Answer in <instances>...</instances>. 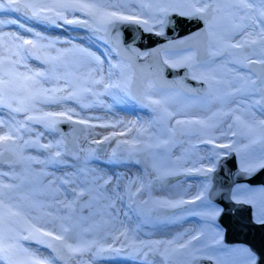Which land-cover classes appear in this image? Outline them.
<instances>
[{"label": "snow or ice", "instance_id": "1", "mask_svg": "<svg viewBox=\"0 0 264 264\" xmlns=\"http://www.w3.org/2000/svg\"><path fill=\"white\" fill-rule=\"evenodd\" d=\"M130 2L132 0H0V16L17 14L8 19L0 18V27L7 24L17 29L7 33L0 31V163H3L5 153L10 157L8 172L0 171V264H59L61 260L68 264L72 259L83 261L86 255L96 259L105 255L111 257L121 254L142 259L144 264H149L150 255H159L168 264H176L180 258L192 254L195 248L192 241L199 239V234L188 240L177 237L167 241H137L135 230L130 235L129 230L122 227L116 229L109 241L98 236L100 223L93 222L84 226L83 221L98 215L103 223H111L121 214L125 218L130 212L146 215L144 210L149 205L153 209L157 206L176 209L185 204H196L197 201L207 204V210L198 211L197 208H192L185 211L210 220H215L222 211L205 199L211 184L210 179L191 199L151 201L145 199L152 185V180L148 177L161 179L176 174L175 170L162 168L153 162L151 169H146L147 176H117L113 182L110 176L89 167L97 149L69 146L62 137L41 143L46 132L59 133L57 126L60 123L110 128V132L90 143L103 145L115 142L109 163H122L125 160L140 163L141 153L169 141H157L155 145L141 141L139 136L147 132L146 126L137 128L136 135L128 136L135 128L134 124L101 122L97 125L92 124L91 120H99V117H81L75 106L81 109L88 107L86 101L89 98H94L95 104L105 94L116 97L123 92L131 96V65L124 61L112 64L110 56L101 59V56L75 44L57 48L56 44L61 43L60 41L50 40L35 31L28 21L56 27L70 25L87 29L105 44L109 53L119 47L116 43L119 24H137L147 32L155 31L156 35H163V27L172 22L169 19L170 14L202 21L205 25L204 34L212 37L211 55H223L226 63L247 68V72L240 74L235 68L230 70L236 72V75L227 80L229 90L223 96L216 97L221 104L218 114L214 113L207 119L176 120L175 124L182 127L168 129L171 139V134L177 130L188 131L186 125H198L199 131L205 133L200 137V142L212 145L207 150V164H203L204 158H201V166L187 168L185 174L191 175L195 171L209 177L216 171L220 157L231 152L241 154L239 145L233 146L235 141L224 143L219 141V137L211 135V130L218 126L217 115L231 118L222 135L237 136L239 133L249 138L251 143H256L257 138L264 141V0H136L140 7L135 11L126 7ZM146 5L154 6L155 13L145 15L141 9ZM19 30L30 33L31 36L25 37ZM112 32L116 35L112 37L113 44L109 45V33ZM125 51L138 58L148 55L131 47ZM76 56L79 60L74 59ZM33 59L40 61L45 67L42 70L32 69L28 61ZM188 59L181 57L171 66H184ZM105 60L109 62L107 77L102 67ZM165 63L168 61L165 60ZM81 66L88 70L80 72ZM113 68L117 71L113 72ZM125 69L129 71L126 73ZM198 71L200 75L194 73L192 78L203 80L209 88L225 83L211 64ZM152 87L150 83L149 88ZM149 99L152 105L161 106L166 117L172 115L162 107L163 100L151 97ZM69 101L73 104L69 105ZM53 106L59 110H52ZM257 108L260 112L259 118L254 111ZM4 110H7L6 117ZM234 128L238 131H234ZM120 137L123 139H118ZM26 148L43 150L49 154L43 160L32 156L24 157L22 153ZM99 151L103 152L104 149ZM81 153L85 154L81 156ZM16 159L26 160L29 169L33 163L43 165L45 169L48 166L69 169L59 178L53 174L49 181V185H56L57 179L59 180L58 186L49 189L55 203H41L21 192L22 183L16 182L20 177L12 168ZM240 167L248 175L257 169H264V152L255 160L245 159L242 155ZM41 174L48 175L47 172ZM5 178L8 182H5ZM61 188L62 198L57 195ZM241 191L259 192L264 196V188L241 189L238 186L233 194L236 203H255L252 197L241 198L236 194ZM24 201L29 203L25 204ZM117 202L122 207H118ZM33 209L41 210L43 215L33 216ZM85 210L89 213L88 217L83 215ZM45 216L52 219L41 223ZM254 222L264 225V208L259 210ZM49 224L53 227L49 228ZM86 233H91L92 236L86 237ZM24 241L43 245L51 249V252L48 256H42L39 249L32 251L30 245L25 246ZM240 251L244 254L243 264H257L254 252L247 248Z\"/></svg>", "mask_w": 264, "mask_h": 264}, {"label": "bare ground", "instance_id": "2", "mask_svg": "<svg viewBox=\"0 0 264 264\" xmlns=\"http://www.w3.org/2000/svg\"><path fill=\"white\" fill-rule=\"evenodd\" d=\"M137 3L138 2L136 1L131 3L133 10H136ZM15 15L17 14H7L0 16V18L8 19L11 18V16ZM27 23L29 25H32L35 31L40 32L48 39L60 41L61 43L56 44L57 48H66L72 44H75L77 47L87 48L88 51L93 52L97 56H101V59H104V56H110L116 61L113 53H109L108 50H106V48L102 46V41L96 39L93 33L89 32L87 29L82 30L84 28H78L70 25L56 27L55 25L36 24L33 21H28ZM0 31L7 33L17 31V29L15 28V26L5 24L4 26L0 27ZM19 31L25 37L31 36L30 33H24L23 30ZM172 51H174L173 54L167 55V61L169 64L174 63L181 57H188L189 59L186 61V63L191 64L192 51H195L196 53V50L194 48H186ZM74 59L79 60V57L76 56L74 57ZM193 63L196 64L192 67V70L195 72V74H200V71H198V69L202 70L205 65L211 64L218 70L220 78L223 79L225 83L219 84V86L221 85V88H216L213 91L209 90L210 92L206 91V93L201 96H195L185 92L182 93L176 90L175 88H161V90L159 89L160 93L154 92L153 94H151V98L163 100L164 108L167 109V112L172 114L170 117L171 120H173L174 122L176 120L190 121L196 118L207 119L208 117L213 116L214 113L218 114L220 112L221 104L219 100L216 99V97L223 96L224 93L229 90L227 80L230 78H234L236 75V72L230 70L235 68L239 71L240 74L247 72L244 68H240L238 65L226 63L225 56L223 55H218L215 57L212 56L211 60H205L202 62L198 60L193 62L192 60V64ZM28 64L29 67L35 70H42L45 67L40 63V61L34 59L29 60ZM89 67H91V65H89ZM102 67L104 69V75L105 77H107L109 62L105 60V63ZM186 67L188 68V66ZM87 70L88 69L83 66L79 67L80 72H85ZM113 72H116L115 68H113ZM190 72L191 69L190 71L188 69V73ZM197 80L202 81L201 79ZM224 85L226 87H223ZM164 89H173L177 93V96L174 97L173 100H168V102H166V98H163V94L165 93ZM93 99L94 98H89L86 101L89 106L83 109H81L79 106H75V110L79 112V115L81 117H99V120L92 119V124L99 125L101 122H123L124 124H134L135 128H133L132 131L127 134L128 136L136 135L137 128L146 126L147 132L139 136V139L141 141L152 145H155L157 141H168L165 138V128H162L163 122L161 124L160 120H158L157 118V114L149 110L139 109L137 105L130 98L126 97L123 93H118L116 97H112L107 94L102 95L99 97L98 103L95 104L93 103ZM68 103L69 105L73 104V102L71 101H69ZM188 106L190 107V110L187 111L185 115L183 113L185 111H182V108H186L187 110ZM52 110L59 109L56 106H53ZM254 111H256L257 117L259 118V108L254 109ZM4 116H7V110H4ZM230 122L231 118L229 117H226L224 120L219 119L217 121V132L215 133V135H211L219 137V141L224 143H229L232 137L239 136V147L245 146V144H247V140L246 136L244 135H240L239 133L237 136L222 135V132L227 130V125ZM193 125L195 124L190 125V127H192ZM196 127L199 126L196 125ZM111 130L112 129L110 128H103L99 126L86 127V131L78 135V137L76 138V147H81L85 149H87L88 147H92L97 149V151L94 153L95 158H93L89 162V167L92 168L94 171L110 176L113 182H115L117 176H147L146 169L150 170L152 163L156 162L162 168L175 170L176 174L168 175L161 179H156L154 176L148 177L152 180V185L147 195H150L149 197L152 201L177 200L181 198L187 200L191 199V197L195 195L197 191H199V181L196 178L197 173L193 171L191 175H187L185 174V169L201 166V158H204L203 164L206 163V158L209 155V152L207 150L209 149V146L212 145H205L200 142L199 138L202 135H205V133H201L199 130H195L194 134L192 131L186 132V137L184 139L178 140L176 145L172 148L171 152L168 151V149L170 150L169 142L162 144V146L160 147H150L147 152L144 153L147 157V160L142 161V164L138 165L135 161L129 160H125L122 163H109L108 161L111 158V150L113 147H115L114 141L105 143L103 145H95L90 143L93 139H100L103 134H107ZM233 130L238 131L237 129ZM191 135L192 137H190ZM61 137L66 143V139L61 132L53 134H49L46 132L44 137L41 139V143L54 141V139H59ZM118 139H123V137H120ZM99 149H104V151L101 152L99 151ZM48 154V152H45L43 150H37L35 148H26L23 150L22 153L24 157L32 156L41 160L45 159ZM84 154L85 153H81V156H83ZM69 160L71 161V158H69ZM77 163H79V161H77ZM27 165L28 162L24 159H16L12 164V168L14 169L15 173L20 177V180H17L16 182L22 183L21 192L23 194L30 195L32 199H35L41 203H55L52 200V194L50 193L49 189L51 187L58 186L59 180L57 179L56 185H49V181L53 178V174L56 178H59L64 174V172L69 171V169H66L63 166H59L56 168H54L53 166H48L45 169L43 165L34 163L29 169ZM8 170L9 159L3 160V163H0V171L7 173ZM42 172H47L48 175H43L41 174ZM5 182H8L7 178H5ZM123 183L124 180L122 179L121 184L123 185ZM109 187H111V185H109ZM62 194L63 188H61L60 194L57 195L62 198ZM147 195H145V198L147 197ZM24 203L27 204L29 203V201H24ZM212 203H215L222 210V207L218 203ZM117 206L122 207L119 202H117ZM194 207H202L200 211L207 210V206L205 204H203L201 201H197L196 204H185L180 208L176 209H171L164 206H157L156 209L162 210L163 214L161 215L160 213L155 211L151 216L150 224L143 219L142 214L137 215L131 212L129 213L127 218H125L124 215L121 214L111 223H103L101 217L97 215L89 217L88 219L83 221V224L84 226H88L93 222L100 223L101 227L98 236L105 237L109 241H111V236L115 234L116 229L122 227L127 228L129 230L130 235L132 234L133 230H135V236L137 241H167L173 240L177 237H181L183 240H188L191 238V236L199 234L202 228L200 223L195 220V216L199 214H193L190 211H185L186 209H192ZM45 211H47V209H45ZM31 214L33 216L38 217H41L43 215L42 211L37 209H33ZM83 215L85 217H88V211L85 210ZM51 219L52 217L45 216L41 219V223H45L47 221H50ZM104 219L106 220L107 217H105ZM48 226L49 228L53 227L52 224H49ZM85 235L89 238L92 236L91 233H86ZM122 239L123 237H121V240ZM219 240H217V242ZM194 242L195 240L192 241V245L194 244ZM23 243L25 244V246L30 245V249L32 251L39 249L40 254L42 256H48V254L51 252V249H48L43 245H38L34 242L24 241ZM116 243L118 246L119 241H117ZM208 246L209 247L207 248L204 247L205 249L203 248L204 251H207V249L213 247L212 245ZM202 251V249L195 251L197 253L196 255H194V259L200 257H211L209 259H211L215 264H228V262L230 261L225 259L223 257V254L213 255ZM213 253H215L214 250ZM231 260L233 261L234 259L232 258ZM59 264H65V262L61 260L59 261ZM68 264H144V261L142 259L133 258L130 255L124 254L112 255L111 257L105 255L96 259H92L90 256L86 255L83 258V261H77L75 259H72L68 261ZM149 264H168V262L163 261V258L159 255H150Z\"/></svg>", "mask_w": 264, "mask_h": 264}, {"label": "water", "instance_id": "3", "mask_svg": "<svg viewBox=\"0 0 264 264\" xmlns=\"http://www.w3.org/2000/svg\"><path fill=\"white\" fill-rule=\"evenodd\" d=\"M171 23L163 29V35H156L155 31L147 32L141 25L123 23L118 25V43L116 54L123 61L129 63L133 69L131 95L141 103L148 104L147 94L149 83L159 88H179L187 93L204 94L206 84L189 77L188 68L171 67L165 63L162 52L194 48L196 59L200 62L208 59L207 35L204 34L205 25L200 20L170 14ZM115 32L109 33L108 42L112 45ZM128 47L146 56L137 57L125 51ZM66 143L77 146L76 138L85 132L84 125H70L60 123L58 126ZM10 159L5 153L2 160ZM264 187V169H257L251 175L241 171L235 152L224 156L219 161L214 173L213 184L209 192L212 202L222 207L217 221L224 228V243L228 245H245L257 256V264L264 261V225L254 222V211L250 204L236 203L232 193L238 184ZM192 264H215L211 259L195 258Z\"/></svg>", "mask_w": 264, "mask_h": 264}, {"label": "rangeland", "instance_id": "4", "mask_svg": "<svg viewBox=\"0 0 264 264\" xmlns=\"http://www.w3.org/2000/svg\"><path fill=\"white\" fill-rule=\"evenodd\" d=\"M134 1H136V0H132V2H134ZM132 2L127 3L126 7L131 8L133 10V8L131 6ZM139 7H140V5L137 3V8L136 9H138ZM141 10L145 13V15H150V14H154L155 13L154 6L146 5ZM46 25H49V24H46ZM158 27L159 26H157V28ZM82 30H85V29H82ZM109 45H111V44L109 43ZM102 46L104 48H106V50H108V48L105 46L104 43L102 44ZM173 52L174 51H172V50L163 51L162 52V56H163L164 61L167 60V55L168 54H173ZM112 53L114 55V58L116 59V61H115L114 59L111 58V62L113 64H117L118 62L123 61L121 58H119L117 56L116 51H113ZM191 59L193 60V62L196 61V53H195V51H192V58ZM192 60H191V64L190 63H186L184 65V66L191 65V67L188 66L189 71L191 69V72L189 73V76H193V74L195 73L192 70V67L195 66L196 64H194V63L192 64ZM167 64H169V63H167ZM169 65L171 66V64H169ZM115 71H117V69H115ZM128 71H129V69H125L126 73ZM130 71H131V74L133 75V69L132 68L130 69ZM195 75L199 76L200 74H195ZM151 84L153 85V87L149 91L150 94L149 93H148L149 95L147 94L148 104L138 102L132 95L128 96V95H125L123 92H121V93H123L126 97L130 98L137 105V107L139 109H141V110H149V111H152V112L157 114V118H158V120H160L161 124L163 122V125H162L163 127L162 128H165V138H166V140L169 141L170 150L168 149V151L171 152L172 148L176 145L177 141L181 140V139H184L186 137V135H187L186 132L192 131L193 134H194L196 128H198V127H196V125H193L192 127H190V125H192V124H190V125L188 124V125H186L188 131L185 132V131L177 130L174 134H171V139H169L170 133L168 132V129H171V128L180 129L182 126L176 125L175 122L173 120H171V117H166L165 113L161 110V106H156V105H152L151 104L150 99H149L150 95L153 94L154 92L160 93L159 89L161 90V88L156 87L152 82H151ZM223 87H226V86L224 85ZM216 88H221V85L220 86L219 85L218 86L215 85L213 88H209V90L213 91ZM164 90H165V93L163 94V98H166V100H167L166 102H168V100H173V98L177 96V93L173 89H164ZM162 107L164 108V104L162 105ZM187 108H188L187 110H186V108H182L183 110L181 109L182 111H185V112H183L184 114L187 111L190 110L189 106ZM219 119H221V118L216 116V120L218 121ZM221 120H224V119H221ZM215 133H216V131L212 132L213 135H215ZM176 135H177V138H176ZM192 135L190 137H192ZM246 140H247V144H245V146H243V147H240L241 148V154L238 155L235 152L236 155H237L239 167L241 165V156L242 155L245 157V159L255 160V159L259 158V156L261 155L262 152H264V141H261V140H259L257 138L256 143H251L249 138H247V137H246ZM232 141L236 142L233 146L234 147L237 146L238 145V141H239V136L232 137L230 142H232ZM198 147H197V149H198ZM211 148L212 147H209V149H211ZM218 150L219 149H215V151H218ZM140 156H141V162L137 163L138 165H141L142 161H146L147 160V157H146V155L144 153H141ZM240 169H241V167H240ZM207 180L208 179H206V178L205 179H202V178L199 179L198 178L199 191L202 190V187H203V185L205 184V182ZM238 186L241 189H261V188H263V187H259V186H251V185H248V184H245V183L244 184H238L237 186H235V188L233 190L232 199H233V194L235 193V190H236V188ZM236 194L237 195L239 194L241 196V198H247V197L254 198L255 203L254 204H250V205H252V207H253L254 220H255V216L258 214L259 210L261 208H264V196H262L261 193H259V192L251 193V192H247V191H241V192L236 193ZM149 196L150 195H147V197L145 199L151 200ZM205 199H206V197H205ZM206 201L210 202V204L215 206V207L217 206L215 203H212L208 199ZM205 205L207 206V204H205ZM217 207H219V206H217ZM194 208H197V207H194ZM200 209H202V207L201 208H197L198 211H200ZM219 209H221V208L219 207ZM155 211H157L161 215L163 214L162 210H160V209L157 210L156 207L153 209L152 205H149L144 210L146 215L142 214L143 219L146 220L150 224L151 216H152V214ZM217 217L215 218V220H210V219H208V218H206L204 216H201V215H196L195 216V220L198 221L200 223V225L202 226L201 231L199 233V239L195 240V242L193 244L195 246V248H193L192 254L180 258L178 261H176V264H192V261L194 259V255H196V253H197L195 251H198V250H201V249L203 250L202 252L213 254V255L223 254V257L225 259L230 260L228 262V264H243L244 254L240 250L244 249V248H247V249H250V248H248L245 245H228V244L224 243V241H223L224 228L217 222V220H216ZM217 240H219V241L217 242ZM208 245H212L215 248L211 247L210 249H207V251H204L205 248L209 247ZM213 250L215 251V253H213ZM232 258L234 259L233 261L231 260Z\"/></svg>", "mask_w": 264, "mask_h": 264}, {"label": "flooded vegetation", "instance_id": "5", "mask_svg": "<svg viewBox=\"0 0 264 264\" xmlns=\"http://www.w3.org/2000/svg\"><path fill=\"white\" fill-rule=\"evenodd\" d=\"M212 41V37H209V36H207V52H208V59L207 60H211L212 59V55H211V53H210V42ZM197 60V59H196ZM252 67H255V66H252ZM245 69V71H247V68H244ZM191 77V76H190ZM192 78V77H191ZM197 80V79H196ZM200 81V80H199ZM205 83V82H204ZM206 84V91H209V85L207 84V83H205ZM176 90H178L179 92H184L183 90H181V89H179V88H175ZM185 93H187V92H185ZM206 93V92H205ZM204 93V94H205ZM188 94H191V95H199V96H201V95H203V94H196V93H188ZM218 117H220L221 119H225L226 117H222V116H220V115H217ZM199 128V127H198ZM198 128H196V130H199ZM86 131V130H85ZM213 131H216L217 132V128H215V129H213V130H211V134H212V132ZM176 138H177V135H176ZM209 147H212V146H209ZM218 151H227V149H219ZM209 156V155H208ZM222 157H224V156H222ZM222 157H220V159L217 161V165H216V170H217V167H218V165H219V161L221 160V158ZM207 164V161H206V163H205V165ZM214 173L215 172H213V173H211L210 174V176L209 177H205V176H203V175H200V174H196V178L198 179H210L211 180V184L209 185V187H208V192L206 193V199H208L209 201H211L210 200V198H209V192H210V189H211V187H212V184H213V178H214ZM259 187H263V186H259ZM264 188V187H263ZM212 202V201H211ZM218 218V217H217ZM217 220V219H216Z\"/></svg>", "mask_w": 264, "mask_h": 264}]
</instances>
